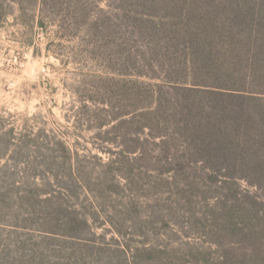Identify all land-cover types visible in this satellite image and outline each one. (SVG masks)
Instances as JSON below:
<instances>
[{"label":"trees","instance_id":"trees-1","mask_svg":"<svg viewBox=\"0 0 264 264\" xmlns=\"http://www.w3.org/2000/svg\"><path fill=\"white\" fill-rule=\"evenodd\" d=\"M10 17L84 67L66 120L97 141L0 112V264H264L261 202L225 175L264 182V0H0Z\"/></svg>","mask_w":264,"mask_h":264},{"label":"rangeland","instance_id":"rangeland-1","mask_svg":"<svg viewBox=\"0 0 264 264\" xmlns=\"http://www.w3.org/2000/svg\"><path fill=\"white\" fill-rule=\"evenodd\" d=\"M63 46L68 53H72L75 45L64 43ZM74 67L75 70L84 68L71 65L69 72H73ZM69 72L48 50L46 30L31 22L17 21L15 17L0 23V112L10 113L14 117L10 122L21 124L35 120L31 124L46 123L48 128L64 133L69 131L67 135L71 141L79 139L81 149L96 153L92 143H96L97 133L85 130L75 132L66 120L67 116L73 117L71 106L76 101L73 90L69 88L74 84ZM5 117L8 115L5 114ZM249 172L229 170L225 175L236 180L231 183L240 191H248L259 198L261 204L258 209L264 216V182ZM237 219L241 221L243 218L237 215ZM243 221L246 223L245 219ZM259 244L264 245V240ZM238 263L243 264V261Z\"/></svg>","mask_w":264,"mask_h":264}]
</instances>
